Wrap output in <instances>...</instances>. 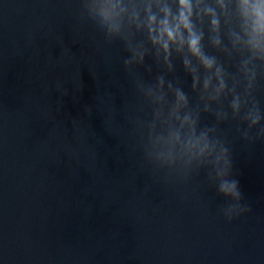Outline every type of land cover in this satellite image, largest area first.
<instances>
[{
  "label": "water",
  "instance_id": "water-1",
  "mask_svg": "<svg viewBox=\"0 0 264 264\" xmlns=\"http://www.w3.org/2000/svg\"><path fill=\"white\" fill-rule=\"evenodd\" d=\"M82 11L0 0V264H264V137L231 117L217 127L248 209L227 220L234 202L206 171L156 170L140 147L137 79L164 75L195 105L182 64L169 75L148 56L126 70L124 45ZM253 98L264 112V75Z\"/></svg>",
  "mask_w": 264,
  "mask_h": 264
},
{
  "label": "clouds",
  "instance_id": "clouds-1",
  "mask_svg": "<svg viewBox=\"0 0 264 264\" xmlns=\"http://www.w3.org/2000/svg\"><path fill=\"white\" fill-rule=\"evenodd\" d=\"M81 4L82 20L90 31L104 42L124 45L126 70L143 66L151 56L169 75L174 73V60H179L191 78L195 105L178 82L164 75L154 82L137 79L136 92L150 117L136 122L145 161L178 175L204 170L218 195L234 202L224 210L227 220L248 211L240 206L238 182L230 178L228 148L216 130L231 117L264 137V112L253 98L264 75V0H81ZM220 57L233 71L226 70ZM201 114H213L217 123L201 126Z\"/></svg>",
  "mask_w": 264,
  "mask_h": 264
}]
</instances>
